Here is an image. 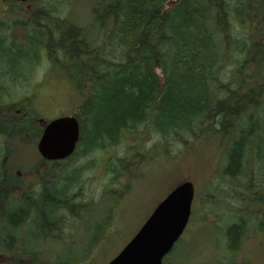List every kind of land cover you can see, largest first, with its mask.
I'll return each instance as SVG.
<instances>
[{"label": "trees", "instance_id": "1", "mask_svg": "<svg viewBox=\"0 0 264 264\" xmlns=\"http://www.w3.org/2000/svg\"><path fill=\"white\" fill-rule=\"evenodd\" d=\"M72 1L0 0V264H77L87 254L72 247L75 226L86 215L104 219L101 238L85 232V252L108 236L110 199L134 203L130 178L143 177L148 154L172 159L201 142L223 158L197 199L213 216L201 207L199 216L225 240L229 260L217 264H239L243 242L264 233V0H91L81 22L68 16ZM43 57L79 95L81 136L70 158L42 161L26 187L46 124L37 97L14 90L28 88ZM97 172L101 185L88 183ZM185 241L164 264H191Z\"/></svg>", "mask_w": 264, "mask_h": 264}, {"label": "rangeland", "instance_id": "2", "mask_svg": "<svg viewBox=\"0 0 264 264\" xmlns=\"http://www.w3.org/2000/svg\"><path fill=\"white\" fill-rule=\"evenodd\" d=\"M90 1L91 0H73L72 3H68V16L79 22L91 19ZM63 14H65V11ZM39 64L40 67L38 71L33 74L34 76H32V79L29 78L28 80V88L23 87L21 88L23 90L18 89L17 91L14 90V92L17 96L20 91L23 93L32 92V94L37 97V105L48 119L71 115L72 111H76L80 105V98L74 85L66 80L65 71L62 69L54 71V75H52L50 73L51 71L49 72L51 65L45 57L42 58ZM31 86L36 89H31ZM10 96L14 97L13 94ZM28 157L31 160H36L37 154L35 151L30 150ZM222 158V149L214 142H201L193 147L187 155L184 154L172 159H168L165 154L162 155L155 151L148 154V160L140 167H137L140 174H143V177L130 178L132 180V186L134 187L132 190H129L128 193L132 194L135 190L136 194L132 196V201L134 203L131 202L129 204V200H125L128 203L122 206V198L126 197L123 193L122 196L115 194L106 205L108 208L107 212L114 213V219L113 222L111 220L109 221V225H112L110 227L108 226V236L100 246L91 244L92 250L90 249L85 252V248L89 246L85 240V232H91V238L100 237L101 234H98L97 231L102 218L104 219L103 215L97 214L91 217L86 215L83 222L75 226L78 231V238L74 236V240L77 241L74 242L73 240L74 244L72 247H76V254L78 257L87 254L83 260L76 263H108L137 233L159 200L161 198L163 199L170 189L172 190L179 184L185 181H192L196 186L199 197H201L212 177L214 178L217 170H219ZM40 166L41 164H37V162L26 164L25 167L28 172L25 174V177L32 178L35 175V171L40 169ZM31 171L33 172L30 173ZM96 175H99V173L86 175L88 178L87 182L101 185V182L97 178H90V176L95 177ZM34 179L33 177L31 181L27 183L26 187L28 184L33 183ZM95 194L98 195V191L95 190L92 192V195L95 196ZM128 196L130 195L128 194ZM223 197V195L219 196L220 204L218 203L215 210L220 209L218 215L224 219L223 228H226L230 223L228 219L230 212ZM118 200L121 201L117 204ZM114 201L116 202L113 203ZM203 206L199 202L196 204L195 208L198 209H196V212H198L196 218L197 224H189L183 238L187 240L185 243L189 241L191 244L189 252L192 250L194 254L191 264H217V260L220 256L228 258L229 254L223 249L225 240L222 235L221 239H218L214 235L211 224L209 222H204V220L200 218V207L202 210L204 209V212H208L207 216H213V214L209 212L210 209L208 206ZM112 208L114 209L112 210ZM121 208L122 210H120ZM123 208L125 210H123ZM73 226L74 225H69L68 227ZM66 227L67 226L62 225L59 227V230L63 232V229ZM63 233H66V231ZM69 244L70 240L68 245ZM69 248L71 247L69 246ZM48 257L51 260H57L58 258L66 259L68 255L60 257L57 253L51 251ZM236 260L239 264L245 261L248 264H264V233L259 237L249 236V238L243 242L240 251L237 253Z\"/></svg>", "mask_w": 264, "mask_h": 264}, {"label": "water", "instance_id": "3", "mask_svg": "<svg viewBox=\"0 0 264 264\" xmlns=\"http://www.w3.org/2000/svg\"><path fill=\"white\" fill-rule=\"evenodd\" d=\"M79 139L80 127L76 118H59L45 128L38 150L47 161L64 160L75 152ZM194 198L195 187L190 182L173 190L109 264H163L188 226Z\"/></svg>", "mask_w": 264, "mask_h": 264}, {"label": "bare ground", "instance_id": "4", "mask_svg": "<svg viewBox=\"0 0 264 264\" xmlns=\"http://www.w3.org/2000/svg\"><path fill=\"white\" fill-rule=\"evenodd\" d=\"M79 127L81 128V125H79ZM80 132H81V129H80ZM68 158L64 159L63 161L67 160ZM3 177V176H2ZM256 233V232H255ZM251 237V236H250Z\"/></svg>", "mask_w": 264, "mask_h": 264}]
</instances>
